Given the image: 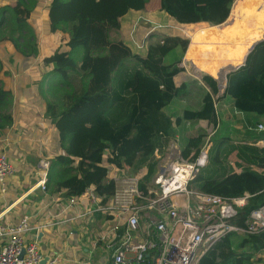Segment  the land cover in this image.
<instances>
[{
	"label": "trees",
	"instance_id": "1",
	"mask_svg": "<svg viewBox=\"0 0 264 264\" xmlns=\"http://www.w3.org/2000/svg\"><path fill=\"white\" fill-rule=\"evenodd\" d=\"M234 1L143 0V9L165 12L184 26L217 25L227 19ZM65 4L67 0H51L49 15L50 31L66 33V46L42 59L50 68L46 74H55L64 90L60 102L46 106L61 149L51 159L49 193L65 201L92 186L107 201L115 189L110 168L130 167L151 179L168 159L178 132L191 122L197 127L205 122L209 132L214 131L202 140L209 150V163L189 187L224 197L250 194L236 219L243 224L251 211L264 203V147L257 145L256 132L248 128L229 134L224 129L243 113L264 115V41L255 46L243 65L228 74L227 85L221 90L208 71L210 76L200 81L194 77L196 72L193 76L181 65L188 37L159 38L149 44L143 56L127 42L111 39L113 26L107 17L90 16L84 24L78 17L54 21V13ZM36 5V0H15L14 5L0 9V27L10 9L15 17L12 33L19 30L23 34ZM11 40L20 45L15 34ZM31 41L28 38V48ZM187 69L191 72L190 64ZM2 91L0 88V95ZM175 100L187 107L181 113H167L165 108ZM4 103L3 98L0 106ZM3 117L0 112V120ZM5 118L12 121L11 115ZM84 128L86 133L79 142L74 137ZM193 144L190 140L185 150L175 152L195 161L199 152L192 155ZM199 264H264V232L232 233Z\"/></svg>",
	"mask_w": 264,
	"mask_h": 264
},
{
	"label": "built area",
	"instance_id": "2",
	"mask_svg": "<svg viewBox=\"0 0 264 264\" xmlns=\"http://www.w3.org/2000/svg\"><path fill=\"white\" fill-rule=\"evenodd\" d=\"M256 130L264 133V123H258ZM175 147L172 143L168 159L151 179L130 167L110 168L115 189L107 201L91 186L66 200L57 220L32 225L30 216L25 215L17 224H0V264H42L44 259L45 264H61L60 256L46 257L39 241H28L25 234L31 230L42 233L67 221V216L78 221L94 248H104L101 264H199L211 248L232 233L264 232V203L252 210L243 224L236 222L250 194L224 197L189 187L209 163L206 146L195 161L178 155ZM50 165L49 160L36 165L43 191H48ZM15 176V164L6 151H0L1 193L8 190ZM88 220L95 223L92 235Z\"/></svg>",
	"mask_w": 264,
	"mask_h": 264
},
{
	"label": "rangeland",
	"instance_id": "3",
	"mask_svg": "<svg viewBox=\"0 0 264 264\" xmlns=\"http://www.w3.org/2000/svg\"><path fill=\"white\" fill-rule=\"evenodd\" d=\"M36 1L37 5L29 20L28 28L22 32L25 35L21 34L19 30L12 33L15 17L10 9L4 13L5 22L0 27V88L3 90L0 98L5 100L4 106H0V112L4 115L0 120V141H2V144L0 142V151H6L7 148L8 158L16 165L20 163L16 167L18 172H25L24 168L27 164H36L38 160L51 162L54 155L61 151L56 128L54 130L50 126V117L45 108L50 102H60L64 90L62 85L55 81L57 78L55 74L54 76L46 74L45 71H48L46 68L49 67L41 62L43 56L51 55L57 48L66 46L67 35L62 31L56 33L50 31L49 6L51 0ZM14 3L15 0H0V9L10 7ZM54 14V21L65 17H78L82 24L90 16L107 17L113 26L110 33L111 39L127 42L134 52L143 56H146L149 44L156 42L159 38L165 36L190 38L195 31L207 26V24L184 26L165 12H147L143 9V0H67L64 8L56 10ZM262 17L264 18V15ZM259 23H263L261 18H259ZM201 32H203L204 40L211 36V34L208 35L209 32H205V29ZM13 34L19 38L20 45H14L11 40ZM219 34L217 33V37ZM28 38L32 40L30 48L26 46ZM234 50L239 49L234 48ZM32 55L39 56L37 61L29 60L32 59ZM229 55L234 54L229 53ZM24 64L28 66L26 70H24ZM188 65L189 63L186 62L185 66ZM217 66L220 67L219 64ZM192 69L195 73L193 65H191ZM26 101L31 102L29 103L32 105L31 109L22 106ZM185 107H187V103L175 100L165 110L169 114L174 112L177 114L181 113ZM8 115L12 116L13 121H7L5 116ZM13 123L14 126H12ZM230 128V126L226 127L227 131ZM208 132L207 128L197 127L196 122H192L182 131L183 136L179 138L183 144L181 152L185 150L190 140L194 142L192 155L199 152L202 148V140L206 138ZM85 133L86 129L84 128L74 138L81 142ZM41 135L44 137L42 138ZM72 145L74 146L73 143ZM55 149L58 151L52 152ZM186 160L191 161L190 158H186ZM30 168L36 169L35 165ZM89 223V227L92 229L89 230V233L92 235L94 221H89ZM103 252L104 248L98 247L93 261L100 262L104 257Z\"/></svg>",
	"mask_w": 264,
	"mask_h": 264
},
{
	"label": "crops",
	"instance_id": "4",
	"mask_svg": "<svg viewBox=\"0 0 264 264\" xmlns=\"http://www.w3.org/2000/svg\"><path fill=\"white\" fill-rule=\"evenodd\" d=\"M261 20L264 23V18L262 16H261ZM210 34L211 33L209 32L208 35ZM246 36L247 35H245V37ZM234 48L237 47L229 48L226 54L228 55L229 53L236 54L238 50H234ZM246 54L247 52L244 53L240 63L242 62V60H244ZM229 56L232 57L233 55H229ZM38 57L39 56L32 55L31 57L32 59L29 60L34 62L37 61L36 59H38ZM217 62H218L217 64L220 65L219 61ZM24 68H25L24 70H26L28 66L24 64ZM46 69H48V71L50 70V68H46ZM218 69L219 67L217 66L216 68L217 71L216 70L212 71V69L207 71L210 74H212L215 78L221 79L222 76H219ZM192 71L193 69L191 70L190 73L194 76L195 73L194 71L193 72ZM29 103L31 102L26 101V103L23 104L22 106L31 109L32 105H30ZM261 122L264 123V115L243 113L242 115H239L237 118L233 119L228 124L226 123L227 127L228 126L231 127L230 130H228L230 132L227 131L226 127L224 131L226 134H229L235 129H240L242 127L248 128L256 132L255 135L259 138L257 145L264 147L261 145L262 141L264 140V133L256 130L257 124ZM49 124L55 130V125L50 118H49ZM190 124H192V122ZM12 126H14V123ZM201 126L207 128L208 130V124H206L205 122H202ZM222 126L223 125H221V128ZM185 128L187 127L185 126ZM181 136H183V134L182 132L179 131L178 141H176V143L174 142L176 146L175 149H177L178 151H181L180 149L183 148V144L179 139ZM41 137L43 138L44 136L41 135ZM0 142L2 144V141ZM57 151L58 150L56 149L55 151L52 150V152H57ZM39 161L40 160H38L37 163ZM12 162L15 164L14 161ZM37 163L33 165H35L36 167ZM18 165H16V167ZM33 165L27 164V166L24 168L25 172H18L16 169V176L13 179V181L10 183L8 190L5 193L0 192V224L3 225L17 224L25 215L30 216V222L32 225H38L43 222L46 223L58 219L56 216H58L57 214H59L66 200L59 201L58 198L52 196L49 193V191H43L41 189V187L38 184L41 172L39 173L37 167L36 169L30 168ZM28 169L29 171H26ZM69 216H72V213H70ZM93 225L95 226V223H93ZM90 230L92 229L90 228ZM25 237L28 241L38 240L41 246V250L43 251L46 257L54 256V255L60 256L62 259L61 264H101L102 259L100 260V262L93 261V258L95 256L94 254L96 253L97 248H94L92 244L89 243L87 239H85L87 237L86 231L78 224L77 220H70L68 216H67V221L61 224L47 227L46 229H44L42 233L41 232L36 233L35 230H31L25 234Z\"/></svg>",
	"mask_w": 264,
	"mask_h": 264
},
{
	"label": "water",
	"instance_id": "5",
	"mask_svg": "<svg viewBox=\"0 0 264 264\" xmlns=\"http://www.w3.org/2000/svg\"><path fill=\"white\" fill-rule=\"evenodd\" d=\"M262 15H264V0H235L229 16L223 23L204 27L205 32L212 34L210 37L204 40L201 32L204 28H200L189 38L181 65L187 71L186 62L197 66V77H194L202 81L204 77L210 76L207 70H216L219 61L218 73L220 76L224 74V77L222 79L212 77L217 80L220 89H224L228 74L243 65L255 46L264 41V23H259ZM217 33H220L219 37ZM231 47L239 49L232 57L226 54ZM245 52H247L246 57L242 60L243 63H240ZM188 73L191 74L189 71ZM163 170L164 168L161 167V171ZM45 261L46 259L42 264H45Z\"/></svg>",
	"mask_w": 264,
	"mask_h": 264
},
{
	"label": "bare ground",
	"instance_id": "6",
	"mask_svg": "<svg viewBox=\"0 0 264 264\" xmlns=\"http://www.w3.org/2000/svg\"><path fill=\"white\" fill-rule=\"evenodd\" d=\"M255 1H256V0H255ZM194 51H195V50H194ZM194 51H193V52H194ZM194 54H195V52H194ZM194 68H195V70H196L198 67H197V66H194Z\"/></svg>",
	"mask_w": 264,
	"mask_h": 264
}]
</instances>
